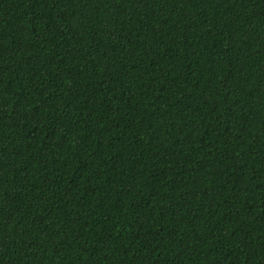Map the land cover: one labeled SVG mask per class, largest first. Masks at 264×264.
Returning <instances> with one entry per match:
<instances>
[{
  "label": "trees",
  "instance_id": "trees-1",
  "mask_svg": "<svg viewBox=\"0 0 264 264\" xmlns=\"http://www.w3.org/2000/svg\"><path fill=\"white\" fill-rule=\"evenodd\" d=\"M0 264H264V0H0Z\"/></svg>",
  "mask_w": 264,
  "mask_h": 264
}]
</instances>
